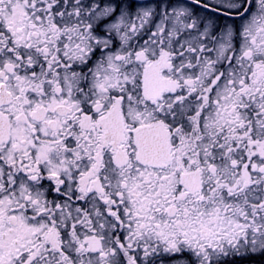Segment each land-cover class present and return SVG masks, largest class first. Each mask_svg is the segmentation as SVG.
Instances as JSON below:
<instances>
[{
	"label": "snow or ice",
	"instance_id": "obj_1",
	"mask_svg": "<svg viewBox=\"0 0 264 264\" xmlns=\"http://www.w3.org/2000/svg\"><path fill=\"white\" fill-rule=\"evenodd\" d=\"M0 264H264V0H0Z\"/></svg>",
	"mask_w": 264,
	"mask_h": 264
}]
</instances>
